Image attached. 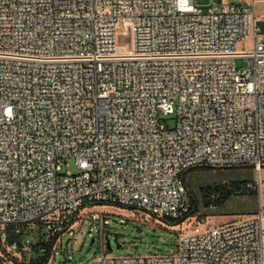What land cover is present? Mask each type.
Instances as JSON below:
<instances>
[{
	"label": "built area",
	"instance_id": "obj_1",
	"mask_svg": "<svg viewBox=\"0 0 264 264\" xmlns=\"http://www.w3.org/2000/svg\"><path fill=\"white\" fill-rule=\"evenodd\" d=\"M207 4L0 0V264L34 249L24 225L49 240L85 212L100 233L98 205L176 228L177 249L103 251L86 264H264L260 201L219 224L187 216L189 170L252 166L257 187L264 168L255 1ZM170 114L172 127L161 122ZM67 160L77 172L63 171Z\"/></svg>",
	"mask_w": 264,
	"mask_h": 264
},
{
	"label": "rangeland",
	"instance_id": "obj_2",
	"mask_svg": "<svg viewBox=\"0 0 264 264\" xmlns=\"http://www.w3.org/2000/svg\"><path fill=\"white\" fill-rule=\"evenodd\" d=\"M207 3L208 0H196V4L203 11L208 9ZM243 64L242 60H237L238 66ZM161 122L172 127L175 123V115H161ZM67 162L68 165L63 166V171L77 172L75 163L72 160H67ZM250 168L249 166L197 167L185 173L189 190L198 202L196 216L199 221L207 219L209 224H219L231 220L238 214L254 212L256 199L248 193L233 194L220 207L206 206L202 201L203 187L212 184H228L232 180L255 179L252 182L254 184L257 175ZM94 209L99 211L103 217L101 232L92 231L87 213H81L72 228L58 238L49 239L51 250L47 264H86L103 251L118 256L172 253L177 249L178 233L176 228L164 226L154 219L146 217L144 213L128 208L98 205ZM7 229L10 240L21 238V234L14 233V226L9 225ZM22 233L23 236L32 239L34 243L39 240L48 241V233L39 223L24 225ZM108 242L110 249L107 247ZM43 254L45 252L40 247L31 249L25 253L23 262H28L31 257Z\"/></svg>",
	"mask_w": 264,
	"mask_h": 264
},
{
	"label": "trees",
	"instance_id": "obj_3",
	"mask_svg": "<svg viewBox=\"0 0 264 264\" xmlns=\"http://www.w3.org/2000/svg\"><path fill=\"white\" fill-rule=\"evenodd\" d=\"M185 177V175H184ZM250 182L248 180H232L230 183L226 184H212L202 189V201L206 206H217L220 207L233 195V194H241L248 193L252 194L256 190V186L250 187L248 186ZM190 198H191V209L187 216H196L198 211V202L193 195V193L189 190ZM118 206V205H116ZM121 208H126L123 206H118ZM131 209V208H128ZM171 223L172 225L175 224ZM44 246V247H43ZM40 247L43 249L45 254L40 255L38 257H31L28 262H20V264H47L50 259V250L51 243L44 240H39L37 243H34V249Z\"/></svg>",
	"mask_w": 264,
	"mask_h": 264
},
{
	"label": "crops",
	"instance_id": "obj_4",
	"mask_svg": "<svg viewBox=\"0 0 264 264\" xmlns=\"http://www.w3.org/2000/svg\"><path fill=\"white\" fill-rule=\"evenodd\" d=\"M230 2H241L246 0H227ZM254 14L257 18V26L260 30V32L264 33V0H254ZM251 170H254L252 166ZM261 182L259 185H257L256 190L254 193L250 194L255 197L256 199V208L258 206V203H260L264 206V168L261 171ZM255 179H249V182H253ZM256 210V209H255ZM254 210V211H255Z\"/></svg>",
	"mask_w": 264,
	"mask_h": 264
},
{
	"label": "water",
	"instance_id": "obj_5",
	"mask_svg": "<svg viewBox=\"0 0 264 264\" xmlns=\"http://www.w3.org/2000/svg\"><path fill=\"white\" fill-rule=\"evenodd\" d=\"M120 245L118 244V247H119ZM107 247L110 249L111 247H110V244H109V242H108V244H107Z\"/></svg>",
	"mask_w": 264,
	"mask_h": 264
}]
</instances>
